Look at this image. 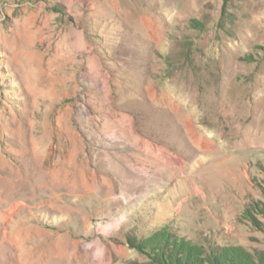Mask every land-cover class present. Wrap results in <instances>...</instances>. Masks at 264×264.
Segmentation results:
<instances>
[{
  "label": "rangeland",
  "instance_id": "374dc122",
  "mask_svg": "<svg viewBox=\"0 0 264 264\" xmlns=\"http://www.w3.org/2000/svg\"><path fill=\"white\" fill-rule=\"evenodd\" d=\"M25 261L264 264V0H0V264Z\"/></svg>",
  "mask_w": 264,
  "mask_h": 264
},
{
  "label": "bare ground",
  "instance_id": "6f19581e",
  "mask_svg": "<svg viewBox=\"0 0 264 264\" xmlns=\"http://www.w3.org/2000/svg\"><path fill=\"white\" fill-rule=\"evenodd\" d=\"M22 239H24V238H22ZM19 238H18V240L16 239V242H15V244H14V246L16 245V246H18L19 244H20V242L21 243H26L24 240L22 241V240H20V242H19ZM20 246V245H19ZM23 247V246H22ZM25 248L24 249H21V248H19V247H17L18 248V255L20 254V253H25V252H22L23 250L25 251V249L26 248H28V247H30V246H24ZM90 248H91V250L93 251V254H95V256H96V258H97V261L99 262V263H102V261H103V255H101V253H100V249H99V247L98 246H92V247H89V251H90ZM29 249V248H28ZM17 250V249H16ZM29 252V251H28ZM17 254V253H16ZM31 254V253H30ZM27 256H28V254H27ZM32 257V256H31ZM30 257V258H31ZM22 258V257H21ZM30 258H29V260H30ZM26 260V259H25ZM33 261V260H32ZM80 261H82V262H84V263H86L85 261H86V258H82V260H80ZM25 263H26V261H25ZM27 263H28V261H27ZM26 263V264H27ZM30 263H31V261H30Z\"/></svg>",
  "mask_w": 264,
  "mask_h": 264
}]
</instances>
